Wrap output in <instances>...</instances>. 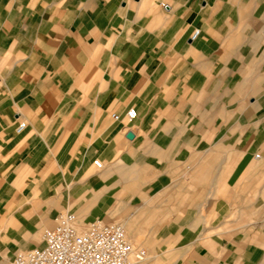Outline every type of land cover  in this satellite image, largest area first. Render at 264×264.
Wrapping results in <instances>:
<instances>
[{"label":"crops","instance_id":"1","mask_svg":"<svg viewBox=\"0 0 264 264\" xmlns=\"http://www.w3.org/2000/svg\"><path fill=\"white\" fill-rule=\"evenodd\" d=\"M263 197L264 0H0V264L65 211L264 264Z\"/></svg>","mask_w":264,"mask_h":264},{"label":"built area","instance_id":"2","mask_svg":"<svg viewBox=\"0 0 264 264\" xmlns=\"http://www.w3.org/2000/svg\"><path fill=\"white\" fill-rule=\"evenodd\" d=\"M199 34L196 30L192 40ZM136 117L135 109L127 112L129 120ZM112 118L118 120L119 116L114 114ZM25 127L21 122L17 132ZM94 165L102 168L99 160ZM42 239V246L18 252L11 264H142L147 258L145 249L132 244L123 224L95 220L82 226L68 211L57 215L55 225L44 231Z\"/></svg>","mask_w":264,"mask_h":264},{"label":"water","instance_id":"3","mask_svg":"<svg viewBox=\"0 0 264 264\" xmlns=\"http://www.w3.org/2000/svg\"><path fill=\"white\" fill-rule=\"evenodd\" d=\"M127 137H128L129 139H132V138L134 137V134H133L132 132H129V133L127 134Z\"/></svg>","mask_w":264,"mask_h":264},{"label":"rangeland","instance_id":"4","mask_svg":"<svg viewBox=\"0 0 264 264\" xmlns=\"http://www.w3.org/2000/svg\"><path fill=\"white\" fill-rule=\"evenodd\" d=\"M263 199H264V197H263ZM85 225H87V224H85ZM83 226V225H82ZM135 247L137 246V243H132ZM138 248V247H137ZM147 256H150V254L148 253V251H147ZM146 262H148V261H146ZM146 264V263H145Z\"/></svg>","mask_w":264,"mask_h":264},{"label":"bare ground","instance_id":"5","mask_svg":"<svg viewBox=\"0 0 264 264\" xmlns=\"http://www.w3.org/2000/svg\"><path fill=\"white\" fill-rule=\"evenodd\" d=\"M83 226H85V225H83ZM147 258H148V256H147ZM147 258H146V261H147ZM150 259H151V257L148 258V260H150ZM146 261L144 263H142V264H145Z\"/></svg>","mask_w":264,"mask_h":264}]
</instances>
